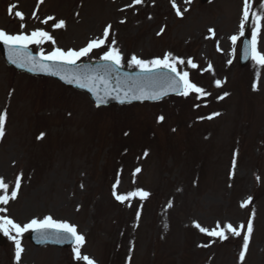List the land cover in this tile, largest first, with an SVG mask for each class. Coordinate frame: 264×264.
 I'll list each match as a JSON object with an SVG mask.
<instances>
[{
	"label": "rangeland",
	"instance_id": "rangeland-1",
	"mask_svg": "<svg viewBox=\"0 0 264 264\" xmlns=\"http://www.w3.org/2000/svg\"><path fill=\"white\" fill-rule=\"evenodd\" d=\"M45 1L3 0L0 29L12 34L35 27L25 20L9 22L12 2L22 14L39 10V16L53 15V24L65 21L53 28L55 43L49 41L48 48L83 45L110 24L115 48L125 57L121 62L128 55L170 53L185 61L177 68L208 95L95 108L86 95L52 79L19 74L0 57V112L6 113L0 178L9 194L20 177L17 198L0 204L6 209L0 217L23 223L51 216L75 225L85 236L80 254L94 264H264V66L237 69L228 42L242 18V2L175 0L183 14L176 18L170 0ZM162 26L163 34L155 37ZM200 98L216 104L192 111L190 104ZM113 185L118 195L143 190L149 196L121 203ZM246 198L250 202L241 207ZM249 219L253 231L244 250ZM196 224L208 230L218 224L245 228L239 237L225 231L230 240L224 243ZM25 234L19 261L12 257L14 241L3 235L0 264H86L73 248H37Z\"/></svg>",
	"mask_w": 264,
	"mask_h": 264
},
{
	"label": "snow or ice",
	"instance_id": "snow-or-ice-1",
	"mask_svg": "<svg viewBox=\"0 0 264 264\" xmlns=\"http://www.w3.org/2000/svg\"><path fill=\"white\" fill-rule=\"evenodd\" d=\"M42 2V0H41ZM172 3V7L176 9V15L182 16V12L177 8L175 0H170ZM186 3H190L191 0H185ZM142 0H133L134 5L141 4ZM132 5H129L131 7ZM13 5L9 8V13H12ZM264 8V5H262ZM250 9L251 4L250 0H244L243 2V9H242V18L240 21V31L239 35H233L230 37V40L233 45L237 43V41L244 35L246 21H248L250 16ZM187 11V9H185ZM35 15V13H33ZM15 16L23 20V14L19 11L15 12ZM252 22H253V29L251 33V40L249 41V47L245 50V55L250 56L253 61H255L258 65L264 66V53H261L258 50L257 43H258V34L261 28V21L264 20V17L258 15L257 13H251ZM50 20H55L54 17H47L43 23H48ZM65 26V21L60 20L53 24V27L56 29L62 28ZM23 27V25H21ZM110 25L105 27L104 29V38L106 39L109 36V29ZM163 29H161V32ZM209 32H212V29H209ZM159 35V33H158ZM105 39H96L91 40L88 44L79 49V50H72L69 49L67 51L62 50L60 48L54 47L52 51L44 54L43 51L39 53L37 57H33L27 53L28 45L36 44L40 45L45 40L54 42L53 37L46 31L43 30H35L30 34H24L20 32L19 34H8L5 30L0 29V43L4 44L5 47L8 49V56L9 61L11 63H16L20 67H24L25 65H30L29 71H45L50 72L52 75H60V68L65 64H75L77 60L80 59L82 56L88 55L94 48H100L104 43ZM115 44V41H112ZM101 60L110 62V65H116L117 67L121 63V55L118 49L114 47H109L107 51L103 53L100 57ZM51 62V63H48ZM185 61L176 57H173L170 53H165L163 58H155L152 60H143L135 55H133L129 61V66H136L142 72L151 73L152 71L165 68L168 69L170 72L175 73L177 79L172 81L170 87L172 90L177 91L178 94L188 96L190 93H196L198 96H206L208 93L201 87L197 86L195 83H192L188 78L187 72H178L177 71V64H184ZM231 63V61H228ZM187 64L192 68H196L197 65L192 62L191 59L187 61ZM211 69V65L209 64V70ZM61 79H66L65 75H60ZM79 83L80 87H88L89 91H93L94 95L96 94V87L94 85L103 84L105 86V95H109L110 92L107 88V81L103 77H97L91 74H84L83 76H76L72 75L67 77V82L72 83L73 81ZM215 84L217 87L220 86L221 81L216 80ZM252 89L255 91L257 89V84L254 82L252 84ZM140 94L136 95L133 94L131 99H141V98H151V99H158L159 95L165 93H155L149 95L146 93L143 88L140 90ZM225 96L228 95L227 93L224 94ZM129 96L127 91L124 92L123 97H117L121 103L125 102V98ZM223 99V97H220ZM105 102V98L101 96H97V106ZM214 115H219V113H215ZM211 119L212 117H208ZM164 117H159V120H163ZM5 122H6V113L0 112V138L5 135ZM44 133H40L37 136V139H42ZM147 155V153H145ZM233 169L236 167V159L235 154L233 156L232 161ZM140 169L137 168L136 172H139ZM20 187V177L16 178L15 187L11 190L9 194V185L3 181V178H0V190L3 191V194H0V204H7L9 200H14L17 198L18 189ZM115 185H113V196L116 200L124 203V201L129 200L133 197H139L141 200L147 198L149 196L148 192L143 190H137L134 192H130L127 195H118L115 191ZM250 201H244L241 203V207H246ZM171 206V204L169 205ZM0 211H6V209H0ZM139 216V213H137ZM202 233H207V235L212 237H218L221 240L226 239L225 231L231 233L233 236H241L242 229L245 228V225H240L239 228L233 227L232 224H226L223 228L220 227L218 224L216 229L208 230L206 228L201 227L199 224L195 225ZM29 230L34 232H40L42 236L45 238L48 235L47 230H54L55 234L59 236L60 234H69L73 238L75 243V247H73V253L75 254V258L77 260H84L86 264H94V262L89 259L87 256H81L80 254V246L84 243V237L78 234L76 226L72 225L68 222H61L54 220L51 216H45L42 220L32 219L28 223L23 224L21 226L18 223H15L12 219L8 218L7 216L0 217V232L3 233L4 236L8 237L9 239L15 242V257L16 260L19 261L21 258V253L23 252V248L21 247L19 237ZM253 231V222L251 219L247 221L246 225V232L243 234V249L247 250L249 245V238ZM15 233V235H11V233ZM242 250L239 254V258L243 261L245 257V251Z\"/></svg>",
	"mask_w": 264,
	"mask_h": 264
},
{
	"label": "bare ground",
	"instance_id": "bare-ground-1",
	"mask_svg": "<svg viewBox=\"0 0 264 264\" xmlns=\"http://www.w3.org/2000/svg\"><path fill=\"white\" fill-rule=\"evenodd\" d=\"M163 80V77L160 75H152L147 77L148 84L155 86L156 84L161 83Z\"/></svg>",
	"mask_w": 264,
	"mask_h": 264
},
{
	"label": "water",
	"instance_id": "water-1",
	"mask_svg": "<svg viewBox=\"0 0 264 264\" xmlns=\"http://www.w3.org/2000/svg\"><path fill=\"white\" fill-rule=\"evenodd\" d=\"M8 61H9V58H8ZM9 63H11L10 61H9ZM13 65H15L16 67H19V68H22V69H26V70H28V68H29V66H27V65H25L24 67H20V66H18L16 63H12ZM167 91H160V92H158V93H166ZM162 95V94H161ZM161 95H159V96H161Z\"/></svg>",
	"mask_w": 264,
	"mask_h": 264
}]
</instances>
